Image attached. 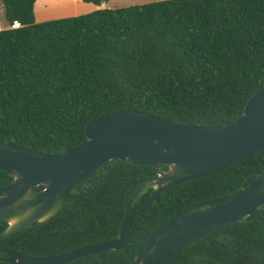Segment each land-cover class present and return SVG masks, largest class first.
<instances>
[{"label":"trees","instance_id":"1","mask_svg":"<svg viewBox=\"0 0 264 264\" xmlns=\"http://www.w3.org/2000/svg\"><path fill=\"white\" fill-rule=\"evenodd\" d=\"M0 1L7 23L0 30V140L26 149L60 155L86 140L88 122L115 111L184 125L232 123L264 86V0H161L115 9L109 0H81L98 9L43 22L36 21L37 0ZM262 171L264 149L175 185L133 219L124 248L66 264H133L147 236L173 216L234 195ZM157 172L107 162L69 192L55 218L0 247L47 258L115 240L131 195ZM11 182L0 171V188ZM173 264H264V212L197 240Z\"/></svg>","mask_w":264,"mask_h":264},{"label":"water","instance_id":"2","mask_svg":"<svg viewBox=\"0 0 264 264\" xmlns=\"http://www.w3.org/2000/svg\"><path fill=\"white\" fill-rule=\"evenodd\" d=\"M102 4L100 8H104ZM86 140L60 155H48L0 140V171L12 178L0 188V245L55 218L69 192L115 159L158 169L130 197L118 237L61 255L36 258L0 247V262L66 264L116 251L128 242L133 219L175 185L215 175L264 149V86L232 123L184 125L140 111H115L88 122ZM152 190L143 207L141 196ZM264 212V171L234 195L193 205L147 236L133 264H173L197 240L245 223Z\"/></svg>","mask_w":264,"mask_h":264},{"label":"rangeland","instance_id":"3","mask_svg":"<svg viewBox=\"0 0 264 264\" xmlns=\"http://www.w3.org/2000/svg\"><path fill=\"white\" fill-rule=\"evenodd\" d=\"M161 0H109L107 8L115 9L127 6L142 5ZM36 14H42L47 20L68 18L91 13L87 5L80 0H37ZM7 27L4 8L0 1V30Z\"/></svg>","mask_w":264,"mask_h":264},{"label":"crops","instance_id":"4","mask_svg":"<svg viewBox=\"0 0 264 264\" xmlns=\"http://www.w3.org/2000/svg\"><path fill=\"white\" fill-rule=\"evenodd\" d=\"M81 1V0H80ZM83 3V2H82ZM83 4H85V3H83ZM85 5H87V7H88V11H91V12H93V11H95V10H97L98 9V7H96V6H94L93 4H85ZM106 6V5H105ZM35 17H36V21L37 22H43V21H46L47 20V18H45L42 14H36V8H35ZM56 18H58V19H61V18H59V16L58 17H56ZM50 20H52V19H50Z\"/></svg>","mask_w":264,"mask_h":264}]
</instances>
